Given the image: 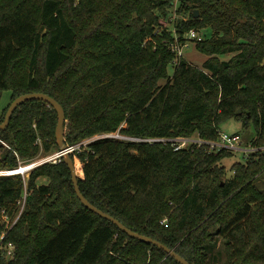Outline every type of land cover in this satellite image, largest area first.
I'll use <instances>...</instances> for the list:
<instances>
[{
  "label": "trees",
  "instance_id": "16d2710c",
  "mask_svg": "<svg viewBox=\"0 0 264 264\" xmlns=\"http://www.w3.org/2000/svg\"><path fill=\"white\" fill-rule=\"evenodd\" d=\"M163 19L172 28L158 30ZM174 28L181 38L211 30L197 44L203 67L174 64ZM5 90L0 123L15 99L45 93L65 110L69 146L116 132L217 141L235 119L264 147V0H0V99ZM57 124L47 103L20 105L0 131V171L58 152ZM208 149L100 138L72 157L91 204L190 264H211L218 239L226 264H264V151L225 179L221 162L233 153ZM5 231L15 251L0 264H180L86 208L63 159L0 176V239Z\"/></svg>",
  "mask_w": 264,
  "mask_h": 264
},
{
  "label": "rangeland",
  "instance_id": "374dc122",
  "mask_svg": "<svg viewBox=\"0 0 264 264\" xmlns=\"http://www.w3.org/2000/svg\"><path fill=\"white\" fill-rule=\"evenodd\" d=\"M172 15H174V18H175L179 14L176 12V10H174V13ZM172 20H173V18H172ZM160 25L161 26H160V28H158V30L159 29L162 30V28H164V27L172 28V24L167 22L165 19L161 20ZM211 33L212 32L210 29H202L201 30V34L205 37V39L210 37ZM153 43H154V45H157V46L159 44V42H157L156 38L153 40ZM187 43L189 44L188 48L180 49L183 53V57L192 65L197 66V67H203V64L209 59V56L202 53L197 48L198 42H196V41L188 42V41L181 40L182 46H184ZM234 55L235 54H228V55L221 57V59L227 61V60H230ZM171 72H172V70H171ZM162 84H164V82H162ZM10 101H11V91H9V90L3 91L1 99H0V116H1L2 112L4 111V109L10 104ZM220 130L222 132H225L228 134H240L242 137L243 143H244L243 147H246V146H249L250 144H252L251 139L254 138L256 135L253 127L244 128L243 125L241 124V122H239L235 119H232V120H229V121L223 123L221 125ZM65 136H66V134H65ZM1 144H2V142L0 140V145ZM56 154H57L56 151L52 152L51 154H44L43 151H41L40 155L33 162L39 161L41 159H46V158L52 159L55 157ZM243 157H244V154H242L240 152H235L232 154L231 157H228L221 162V165L225 168V171H226L225 179L231 178L233 176L234 165L238 162L244 161ZM75 160H76V164H77V169H78V171L81 172V176H83L82 163L80 162L78 157H75ZM22 167H24V165ZM3 171H7V170H3ZM3 171H0V173ZM16 173H18V172H16ZM11 174H15V173H11ZM0 176H2V175L0 174ZM24 176L27 177V173H25ZM256 183L259 187L264 188V175L261 176L260 179ZM24 201H25V198L21 199V202H19V206H20L19 215L15 218L14 221L19 219V217H20V215L24 209ZM167 219L168 218H166L165 221H167ZM11 226H12V223L10 220H8L6 222V227L10 228ZM3 235H6V231L3 232V234L1 236H3ZM0 241H1V239H0ZM8 243H3V246L0 247V253L5 252L8 255V253H7L8 249H9L8 245H7ZM210 260H211V264H226L227 263V256H226V252H225V248H224L222 239H218L217 244L215 246H212V249L210 251Z\"/></svg>",
  "mask_w": 264,
  "mask_h": 264
},
{
  "label": "built area",
  "instance_id": "2783aa9c",
  "mask_svg": "<svg viewBox=\"0 0 264 264\" xmlns=\"http://www.w3.org/2000/svg\"><path fill=\"white\" fill-rule=\"evenodd\" d=\"M180 0H176V3L179 4ZM174 32V40L170 42V49L173 53H175V61L174 64H178L181 59H185L183 57V53L180 49H185L189 47V44H185L184 46L181 45V40L184 41H203L205 37L201 34V31L196 29H191L188 32L184 34V37L181 38L179 34L176 32L175 28L173 29ZM100 138H116L119 140H130V141H142L147 143H156V142H162L167 143L170 142L176 151L181 150L183 148L189 147L191 145H197L198 147H201L203 145L208 146V151L210 153L212 152H219L221 150H227L229 152L235 153L240 152L244 154L243 159H246L251 154H255L257 152L264 151V147H255L254 145L250 144L249 146L243 147V140L240 134H228L222 131H219V139L217 141H206L204 139H201L199 137H190V138H155V139H135L131 137H127L124 135H121L119 132L116 133H110V134H103L100 136H96L94 138L88 139L83 141L80 144L69 146L68 145V152L71 154H74L77 151L82 150L83 147H86L88 143H90L93 140L100 139ZM63 153H60L59 151L52 159H41L39 161L33 162L25 167V170L21 173L24 175L25 173L29 172L33 168L49 163V162H56L58 159H62ZM1 175H11V171H3L0 173ZM26 199V197L24 196ZM26 201V200H25ZM24 201V206H25ZM21 202V201H20ZM165 223V221H163ZM5 238V235L1 236L0 241V247L3 246V240ZM8 257H13L14 251H15V245L12 242H9L8 244Z\"/></svg>",
  "mask_w": 264,
  "mask_h": 264
},
{
  "label": "water",
  "instance_id": "95a60500",
  "mask_svg": "<svg viewBox=\"0 0 264 264\" xmlns=\"http://www.w3.org/2000/svg\"><path fill=\"white\" fill-rule=\"evenodd\" d=\"M198 16H199V12L196 11L195 17L197 18ZM33 100L43 101V102L47 103L48 105L52 106L55 109V111L57 112L58 124H57V128H56V139H57L58 149H59L60 153H63V155L61 157L71 171L73 186H74L75 192H76L78 198L80 199V201L82 202V204L86 208H88L89 210L94 212L95 214H97L100 217L112 222L114 225H116L122 232H124L128 236H130L134 239H137L139 241H142V242H145L148 244H152L153 246H156L157 248L166 252L168 254V256L173 257L180 264H190L185 258H183L181 255H179L174 249L167 247L165 244L161 243L160 241H158L156 239H153V238L146 236V235H142L140 233H137V232L129 229L122 222H120L118 219H116L115 217L109 215L108 213H105L104 211L98 209L96 206L91 204L85 198V196L82 194V192L80 190L79 181H78L79 178H84V172H83V176H81V172L78 171V169H77V164H76L75 158L73 159L72 154L68 152V145H67L66 140H65L66 113H65L63 106L55 98H53V97H51L45 93H28V94H24V95L18 97L17 99H15L11 103V105H10V107L6 113L4 122L0 123V131L5 130L9 126L12 115L14 114V112L16 111V109L20 105H22L23 103H25L27 101H33ZM241 114H242V111H241V109H239L237 111V115H241ZM25 167L26 166L20 167L19 169L13 170L11 172L18 171V173H21L22 171L25 170ZM82 171H83V167H82ZM18 173H15V174H18ZM11 175H13V174H11Z\"/></svg>",
  "mask_w": 264,
  "mask_h": 264
},
{
  "label": "bare ground",
  "instance_id": "6f19581e",
  "mask_svg": "<svg viewBox=\"0 0 264 264\" xmlns=\"http://www.w3.org/2000/svg\"><path fill=\"white\" fill-rule=\"evenodd\" d=\"M16 172H18V171H16ZM16 172H11V173H16Z\"/></svg>",
  "mask_w": 264,
  "mask_h": 264
}]
</instances>
